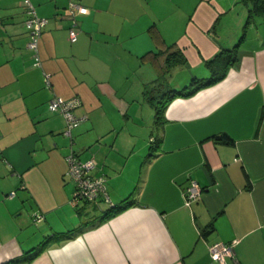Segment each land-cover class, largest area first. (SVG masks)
I'll return each mask as SVG.
<instances>
[{
	"label": "crops",
	"instance_id": "1",
	"mask_svg": "<svg viewBox=\"0 0 264 264\" xmlns=\"http://www.w3.org/2000/svg\"><path fill=\"white\" fill-rule=\"evenodd\" d=\"M67 1L31 0L47 19L36 65L23 0H0V264H264V30L255 20L264 18L251 0H179L189 15L172 43L170 0H78L86 11L73 18L74 41ZM143 13L155 19L150 30ZM174 49L185 61L163 83L178 70L184 80L210 78L206 62L221 51L232 60L222 78L173 96L139 145L114 97L156 79ZM142 65L138 80L130 72ZM75 96L74 114L86 118L70 138L47 101ZM219 133L232 141H216ZM152 137L159 143L148 156ZM70 150L95 158L92 174L105 176L109 201L70 203ZM129 195L133 205L102 218ZM33 212L43 214L37 226ZM77 227L24 259L47 236ZM214 242L231 243L223 263L210 256Z\"/></svg>",
	"mask_w": 264,
	"mask_h": 264
},
{
	"label": "built area",
	"instance_id": "2",
	"mask_svg": "<svg viewBox=\"0 0 264 264\" xmlns=\"http://www.w3.org/2000/svg\"><path fill=\"white\" fill-rule=\"evenodd\" d=\"M68 12L72 19V24L68 29V37L70 41H74L77 36L75 28V21L73 20L76 14H81L86 11V8L81 5L78 0H68ZM23 7L26 13L24 26L28 33V47L33 52L34 63L40 65L38 56V40L42 32V28L47 23L45 17L39 16L31 0H23ZM80 104L78 97H72L67 100L53 98L48 102V109L52 112L58 111L65 119L66 128L64 134L71 138V130L78 126L86 116L77 117L74 114V109ZM67 162V174L74 183V189L70 198L72 205H77L79 201L94 202L100 200L109 201L106 192L105 181L106 178L103 174L93 175L92 171L96 167L97 162L94 157L80 159L73 151L65 156ZM196 185H191L186 191L187 202L196 195ZM12 195V194H11ZM33 221L37 223L42 220L43 214L39 212L33 213ZM210 256L214 260L223 263L225 256L231 252V243L214 242L209 246Z\"/></svg>",
	"mask_w": 264,
	"mask_h": 264
},
{
	"label": "rangeland",
	"instance_id": "3",
	"mask_svg": "<svg viewBox=\"0 0 264 264\" xmlns=\"http://www.w3.org/2000/svg\"><path fill=\"white\" fill-rule=\"evenodd\" d=\"M173 4V6L170 5V43H172L174 41V39L180 34L181 32V28L183 25V22L186 20L187 16L189 15V13L184 12V7L180 4L179 0H170ZM170 2V4H171ZM143 20L144 21H148L149 22V27L148 30H150L149 28L152 26V21H155L154 18L151 17V13H143ZM235 14L231 13V14H227L223 20H225L227 22V29L226 31L228 32L229 35H232V29L234 26V22H235ZM157 20V19H156ZM255 20L257 21V26L259 27V29L264 30V24H262V20L260 17L256 16ZM246 20H244L245 22ZM253 26L250 28L251 33H253ZM255 33V32H254ZM240 37V35H239ZM153 41H155V39H153ZM156 43V42H154ZM157 44V43H156ZM144 51H146L145 49H143ZM146 66L142 65V66H136L133 68V70L130 72V74H135L138 80H141V75L143 74V79L146 78L147 74H146ZM183 72L181 70L176 71L175 73H170V76L167 77L164 80V84L169 83L170 87L172 89H174V91H177L178 93H187L192 91V87H196V83H193L192 85L191 83V79L192 77H188L186 76L187 79L184 80V76L182 74ZM164 74L162 75V78H164ZM156 83V82H155ZM135 85L136 81H132L130 82V85ZM141 84V90H136V91H132V89H130L127 93H125L124 96L122 97H114L116 98L121 105H125L122 109L124 113H126V117L124 115H121L122 117H120L121 119L123 118V116L126 118L128 127H130V129H135L129 132H136V134H142V140L140 141L139 145H142L141 143H147V139H145L144 135H147L148 130H153V134L155 133L154 127L155 124L160 126V122L157 124V118H156V108L150 103V99H148L149 96L154 95V101L158 100L160 96H158V94L161 93L162 89H160L159 91H156L154 89H152V85L149 84V82L146 80L140 82ZM148 84V85H147ZM155 86L157 84H154ZM186 86H188L187 88H185ZM118 93H120V91H118ZM117 96V94H116ZM160 101V99H159ZM109 104V103H108ZM106 108V106H104ZM123 113V114H124ZM161 116V115H160ZM117 121H123L124 118L121 120L119 118H115ZM161 120H163V116L161 118ZM150 128V129H149ZM156 134V133H155ZM138 136V135H137ZM140 137V136H139ZM138 137V138H139ZM71 145V144H70ZM145 150V148L143 149V151ZM145 152V151H144ZM143 152V153H144ZM154 152V151H153ZM102 202V200L100 201ZM96 213H98V215H100V212L98 210H96ZM86 220V219H85ZM33 223V222H32ZM35 226H37V223H33ZM34 225L32 226L34 228Z\"/></svg>",
	"mask_w": 264,
	"mask_h": 264
},
{
	"label": "trees",
	"instance_id": "4",
	"mask_svg": "<svg viewBox=\"0 0 264 264\" xmlns=\"http://www.w3.org/2000/svg\"><path fill=\"white\" fill-rule=\"evenodd\" d=\"M251 2H252L251 9L254 12H256L257 14L261 15L262 18H264V0H251ZM67 5H68V1H67ZM162 52L163 51L152 53V56L155 58V56L161 55ZM147 54H149V53H146L143 56H146ZM233 58L235 59V57H233ZM231 60H232L231 51H227V52L221 51L220 53L216 54L214 57H212L211 59H209L206 62L208 69L211 72V77L208 79L207 78L203 79V78L193 77L191 79L190 84L192 85L193 83H196L198 85H196V87H192L193 89L190 92L178 93L177 91H174V89H172L171 87H170V89H168L166 84L164 85V83L162 82V79L160 80V78H162L163 74H166V72L169 70V68L171 71L172 68L181 65L182 63H184L185 60H184V57L181 54V52L178 51L177 49L171 50L168 54H166L164 57V65H163L162 69L160 70L159 75L157 76L156 79L149 82V84L153 86L152 89L159 91V92H160V89H162L161 93L158 94V96H160L159 97L160 101H159V99L156 101L152 100V99H154V95L148 97V99H150V103L156 108L157 122L158 123L162 122V120H161L162 110L165 107V105L167 104V102L173 96H175V95H187V94L197 90L198 88H200L206 84H209L211 82H214V81L222 78L226 72L227 66L229 64H231ZM154 84H157V85L155 86ZM187 87L188 86H186L185 88H187ZM54 98H56V97H54ZM51 99H53V98H51ZM51 99H49L47 101V105ZM62 100H67V99H62ZM54 112H58V111H54ZM212 137L218 142L227 143V142L232 141V138L226 133L214 134V135H212ZM150 142H152V144L149 147L150 152H148V156H151L153 154L152 151L155 150V148H157V145L159 143V138H156V137L153 138L152 137V138H150ZM85 202H87V201H85ZM135 202H136L135 198L132 195H129V196L121 199V201L115 205L110 203L109 208L103 212L102 218H108V217L114 215L115 213H117L118 211H120L124 208H127L130 205H133ZM32 219H33V216H32ZM80 230H81L80 227H77V228L70 229V230L65 231V232L52 233L51 236H47L36 247L27 251L26 252L27 256L24 259L30 260L34 256H36L40 251L43 250V248L45 247V245L48 243V241L51 238L58 239V240L71 238L74 235H76L77 233H79ZM15 261H17V259H14L12 261H8L7 263H4V264H10V263L15 262Z\"/></svg>",
	"mask_w": 264,
	"mask_h": 264
}]
</instances>
